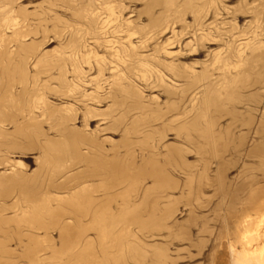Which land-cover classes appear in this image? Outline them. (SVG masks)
I'll list each match as a JSON object with an SVG mask.
<instances>
[{
    "label": "bare ground",
    "instance_id": "1",
    "mask_svg": "<svg viewBox=\"0 0 264 264\" xmlns=\"http://www.w3.org/2000/svg\"><path fill=\"white\" fill-rule=\"evenodd\" d=\"M138 1L58 0L55 8L64 15L68 11L69 18L55 10L50 20L36 19L35 30L11 28L7 36L2 22L12 8L0 7V264H126L129 252L138 255L144 249L140 243L131 246L129 227L160 225L168 230L164 236L165 230L158 229L165 241L147 242L151 229L140 240L156 253L158 264H264V186L249 180L252 176L228 184L225 157L230 145H241L245 138L235 134V127L249 132L255 123L252 132L264 140V101L257 106V98L253 104L243 99L246 118L237 105L244 96L241 86L264 88V0H142L136 10ZM20 8L15 11L23 15ZM27 36L33 38L29 43ZM55 40L57 48L47 51ZM216 42L222 44L211 51L212 59L196 61L200 71L194 67L198 72L188 75L178 69L188 62L180 64L178 58L199 56ZM47 44L45 52L40 50ZM163 73L184 82L179 94L160 88L172 102L160 101L164 105L156 101L158 95H143L161 87L156 74ZM200 83L201 96L192 97L186 113L179 104L193 94L187 89ZM168 132L174 133L172 143L165 142ZM109 135H119V141ZM183 144L194 152L195 164L192 157L189 163L185 159L190 151ZM262 144H255L253 152L264 149ZM33 153L38 165L28 174L23 161ZM246 172L249 176L254 169ZM178 175L186 179V185L179 179L178 197L196 201L191 207L181 202L191 216L203 207L205 191L220 196L214 203L216 196L213 200L207 193L221 220L215 217V228L202 222L195 233L202 239L194 241L190 222L187 229L177 228L180 232L177 217L170 222L184 211L172 195L179 188ZM165 221L168 225H162ZM154 230L153 236L159 232ZM171 236L181 242L173 247L174 257L166 240ZM135 258L131 261L138 264L148 260Z\"/></svg>",
    "mask_w": 264,
    "mask_h": 264
},
{
    "label": "rangeland",
    "instance_id": "2",
    "mask_svg": "<svg viewBox=\"0 0 264 264\" xmlns=\"http://www.w3.org/2000/svg\"><path fill=\"white\" fill-rule=\"evenodd\" d=\"M50 1H51V0H14V1H13V0H0V7H2L1 9H3V8H4V9H8V7H9V9L12 8V13H9V14H8V19H6V20H4V22H2V24H4V26H3V33L6 34V35H4V36H7V34H8L9 32L12 33L14 30H15V31H16V30H19V28H20V27L22 28L23 26H25V28L23 27V30L25 29L26 31L32 30V29H33L32 27L35 26V27H34V30H35L36 27H38V26L36 25V24H37L36 19H37V20H42V19L45 17L46 19H45V18H44V19L47 21L49 18L51 19V16L54 15V14L52 15V13H58L59 11H61V13H58V14H62V13H64V10H59V9L55 8V6H56L55 4L57 3L58 0H53L54 2H53V1L50 2ZM60 1H61V0H59V3H61ZM140 1H141V2H140ZM47 3H48V4H47ZM52 3H53V4H52ZM59 3H57V5H58ZM136 3H137V2H136ZM138 3H141V4H135V5L133 4L134 7H136V10H138V9H142L141 7L143 6V1H142V0H139ZM4 4H5L6 6H4ZM18 5H19V7H21L20 9H22V10L24 11V14H23V15H20V14H18V13L15 11L16 9L18 10V8H19ZM44 5H45V6L47 5V7H45ZM53 5H54V7H53ZM14 6H15V8H14ZM24 6H25V9H23ZM41 6H43V7H41ZM10 7H11V8H10ZM34 7H35V8L37 7V8H36L37 10H38V7H39V10H38V11L36 10V12L39 13V15H37L38 13H36V17H37V18L35 17V11H33V10L35 9ZM41 8H44V9L47 8V9H45V12H43L44 9H43V11H42V10L40 11ZM54 8H55V9H54ZM26 9H27V10H26ZM52 9H53V10H52ZM49 10H50V11H49ZM51 10H52V11L58 10V12H56V11H55V12H51ZM2 11H3V10H2ZM28 11H31V12L33 13V17H32V15L29 16V15L32 14V13H30V12H28ZM13 12H14V13H13ZM67 12H68V11H65V13H66L65 15L62 14V15H64L63 17L67 16V18H69V16H68V15H69V14H68L69 12H68V13H67ZM50 13H51V14H50ZM15 14H16V15H15ZM28 14H29V15H28ZM43 14H44V15H43ZM45 14H46V15H45ZM28 16H29V17H28ZM46 16H47V17H46ZM13 17H14L15 19H14ZM16 17H17V18H16ZM25 17H28L29 19H30V17H32L31 19H33L34 17H35V18L33 19V22H32L31 20H29L28 18H25ZM48 17H49V18H48ZM186 17H187V16H186ZM47 18H48V19H47ZM26 19H28V20H27V23H26V21H25ZM50 19H49V20H50ZM9 20H10V21H9ZM11 20H13V21H15V22H13V21H11ZM18 20H19V21H18ZM20 20H21L22 22H21ZM34 20L36 21L35 25H33V24H34ZM142 20L144 21L143 18H142ZM187 20L189 21L190 19L187 17V18H186V21H187ZM24 21H25V22H24ZM29 21H31L33 24L31 23V25H29V24H30ZM238 21H239V20H238ZM23 22H24V23H23ZM28 22H29V23H28ZM242 22H243V21H240V23H239V22H238V23L241 24ZM21 23H22V25H21ZM49 23H50V22H48L49 27H48V25H47V27H48V28H51L52 25H51V23H50V24H49ZM16 24H17V25H16ZM27 24H28V26H30V27L26 26ZM32 25H33V26H32ZM50 25H51V27H50ZM8 26H9V27H8ZM5 27L7 28V30H6ZM8 28H9V29H8ZM11 28H14V30H12ZM27 28H31V29L28 30ZM4 30H5V31H4ZM8 30H9V32H8ZM10 30H12V32H11ZM21 30H22V29H21ZM25 30H24V31H25ZM10 33H9V34H10ZM9 34H8V35H9ZM52 34H53V33H49L48 36H50V35L53 36ZM167 36H168V34H167ZM29 37H30V36H27V37L24 38L25 40L23 39V40L25 41V43H29V42H31V41L33 40L32 36H31V37H30L31 40L29 41ZM37 37H38V39H39L40 35H39V34L36 35V39H37ZM50 38H51V37H50ZM27 39H28V42H27ZM34 39H35V38H34ZM38 39H37V40H38ZM159 39H160V38H159ZM159 39H158V41L161 40V39H160V40H159ZM156 41H157V40H156ZM158 41H157V42H158ZM54 44H55V45H54ZM215 44H216V45H215ZM218 44H219V45H218ZM220 44H222V43H218V42H216V43L213 44L214 46H213V45H210V46H213V48H212V47H208L207 49L205 48L206 50H208V49L210 50V49H211L210 52L207 51L208 53H206V50L203 49L204 53L202 52L201 54H199V56L196 55V57H195V56L193 55L194 57H193V56H187V58H186V57L178 58V62H179L180 64L183 63L184 61H185V62H187V61L189 62V63L187 62L188 64H187V63H183V65H181V67L178 68V69H180V71H184V72H185L186 74H188V75H191L192 72H198V71H200V68H197V67L199 66L197 62H199L200 60H201L200 62H204V61L207 60V59H208V60L212 59L211 56L214 54V52H211V51H214L215 48H216V50H219V49H220ZM49 45H50V47H48ZM49 45L47 44V45L43 46V48L41 47L40 50H43V52H45L44 49H48V48H49L47 51L50 50L49 52H51V51L54 50V48L57 46V44H56V40H55V43H51V44H49ZM47 47H48V48H47ZM53 47H54V48H53ZM214 47H215V48H214ZM221 47L224 48L223 46H221ZM56 48H57V47H56ZM51 49H52V50H51ZM213 49H214V50H213ZM47 51H46V52H47ZM173 51H174V50H173ZM205 53H206V54H205ZM210 53H213V54H210ZM160 55H161V53H160ZM205 55H206V56H205ZM207 55H208V57H207ZM163 57H164V55H163ZM166 57H167V56H165V58H166ZM155 58H156V56H155ZM155 58L152 57V58H150V60H151V61H154ZM184 58H185V59H184ZM156 59H158V58H156ZM161 59H162V57H161ZM167 59H168V58H167ZM180 59H181L182 61H181ZM189 59H190V60H189ZM168 60H169V59H168ZM176 60H177V59H176ZM176 60L173 62L174 64H178ZM183 60H184V61H183ZM194 60H195V61H194ZM197 60H198V61H197ZM32 61H33V60H32ZM32 61H31V63H32ZM196 61H197V62H196ZM165 62L167 63V62H169V61L165 60ZM175 62H176V63H175ZM191 62H192V63H191ZM200 62H199V63H200ZM194 63H195V64H194ZM196 63H197V64H196ZM180 64H178V65L180 66ZM186 64H187V65H186ZM193 64H194V65H193ZM192 65H193V68H192L191 71H190V67H191ZM185 66H186V67H185ZM182 67H184V68H182ZM194 67H195L198 71H197V70H193V69H195ZM199 67H200V66H199ZM183 69H184V70H183ZM188 70H189V71H188ZM190 72H191V73H190ZM166 73H167V72H166ZM166 73H163L162 76L159 75V74H156V75L159 77V79H160V80H159L160 82L157 81L156 84H157V85H160L161 87L158 88V87H154V86H152L153 88H152L151 90L144 91L145 93H144L143 95H146V97H148L149 95H150V96H157V95H158V96L156 97V98H157L156 101H157L158 103H159L160 101H163L164 103H167V104L172 103L171 101H169V102L166 101L167 98H165L166 96L162 93V91H161L160 88H164V89L167 88L168 90H169V88H170L171 91H173V92L179 94V93H181V91L183 90V87H184L183 83H184V82H183V83H182V82L180 83V81L176 80V78H175V80H176V81H175L174 79H171V77H170L168 74L166 75ZM217 73H218V72L215 71V74H217ZM164 74H165V75H164ZM156 75H153V76L150 78V82H152V83L155 82V79L157 78ZM155 77H156V78H155ZM152 78H153V79L155 78V79L153 80ZM165 78H167V79H165ZM213 78H214V77H213ZM167 80H168V81H167ZM169 80H170V81H169ZM169 82H170V83H169ZM171 82H172V83H171ZM176 82H177V83H176ZM174 84H175V85H174ZM157 85H156V86H157ZM181 85H182V86H181ZM199 85H200V86H199ZM199 85H195V86H193L194 89H193V87H192V88L189 87V89H187V90H189V91H186V93L189 92V93H193V94H189V93H188L189 96L186 95L187 97L185 96L183 102H181V103L179 104V105H180L179 107H180L181 109L184 107L183 110H184V111L187 110V111H185L186 113L189 112V111H188V108H189L188 106L192 107V104L195 102V100H193V99H194L195 97H196V99H197V98H199V97L201 96V93H202V91H203V85H202V83H200ZM175 86H176V87H175ZM243 87H244V86H241V87H240L241 91H244V92H245V91H248V93H246V92H245V93H244V92L242 93V92H241V93H242L241 95H242V96L244 95V96H243L244 98L240 95V93L238 94V95H240L239 97H242V98H241L240 100H239V98H238V104H237V103H236V104L239 105V108L237 107L239 110H238L237 108H236V109H237L239 112H241V111H242V112H243V111H244V112L247 111V110H245V109H246V106H245L244 104H246V103L244 102V100H245L246 98L249 99L248 96H250V95H251V96H250L251 99H250V100H247V99H246V102H248V101L251 102V100H253V101L251 102V103L253 104L255 98H257V99H256V100H257V106H260L261 103H262V101H264V88H262L261 90H257V89L254 90V87H250V88L247 87L246 89H245L246 86L244 87V89H243ZM157 88H158V89H157ZM180 88H181V89H180ZM251 88H252V92H251ZM190 89H191V91H190ZM192 89H193V90H192ZM197 89H198V91H197ZM199 89L202 90V91H200V93H199ZM238 89H239V88H238ZM238 89H237V92H238ZM242 89H243V90H242ZM162 90H163V89H162ZM151 91H153V92H151ZM254 91H255V92H254ZM256 91L259 92V93H257ZM157 92H158V93H157ZM197 92H198L199 94H197L198 96H197V95L195 96V94H196ZM253 92H254V93H253ZM262 92H263V93H262ZM156 93H157V94H156ZM186 93H185V94H186ZM251 93H252V94H251ZM255 93H256V95H255ZM162 94H163V95H162ZM248 94H249V95H248ZM260 94H261V95H260ZM254 95H255V96H254ZM259 95H260V96H259ZM150 96H149V97H150ZM194 96H195V97H194ZM252 96H253V98H252ZM192 97H194V98L192 99ZM254 97H255V98H254ZM159 98H160V99H159ZM164 98H165V99H164ZM189 98H190L191 100H193V101L189 100ZM173 99H174V98H173ZM173 99H170V100L173 101ZM243 99H244V100H243ZM259 99H261V100H259ZM164 100H165V101H164ZM188 100H189L191 103H188V102H189ZM258 100H259L260 102H259ZM242 101L244 102V104L242 103ZM53 102H54V101H53ZM55 102H56V101H55ZM57 102H58V101H57ZM192 102H193V103H192ZM58 103H59V102H58ZM164 103H161V102H160V104H162V105H164ZM240 103L243 104V105H241ZM186 104H187L188 106H187ZM190 104H191V105H190ZM182 106H183V107H182ZM243 106H245V107H243ZM179 107H178V108H179ZM185 107H186V108H185ZM180 108H179V110L182 112L183 110H181ZM242 108H243V109L245 108V109L243 110ZM257 108H258V107H257ZM189 109H191V108H189ZM184 111H183L182 113H185ZM191 112H192V111H191ZM242 112H241V114H243V116L245 115L244 118H246V115H247L246 113H247V112H245V114H244V112H243V113H242ZM253 112L255 113V114H254V115H255V116H254V117H255L254 119L257 121V119H258L259 117H257L256 114H257L258 112H257V111H253ZM256 112H257V113H256ZM188 114H189V113H188ZM188 114H184L183 116H186V115H188ZM171 116H172V115H170V117L168 116V119L173 118V116H172V117H171ZM179 117L181 118L182 116H179ZM256 118H257V119H256ZM222 121H223V123L226 122V121H224V119L221 120V122H222ZM256 121H255V122H256ZM256 123H257V122H256ZM75 125L79 126V124L77 123V121H76ZM238 125H239V124H238ZM238 125H237V126H238ZM252 127H253V128H252L249 132H248L245 128L242 130V127H238V128L235 127V129H236L237 132L235 131L234 128H232V129H234L236 135H239L238 133H240V134L245 135V138H244V140L241 142V145H238V144H232L233 146L230 145V148L232 147L233 149L231 148V149L229 150V153H227L226 156H225L226 158H227V156H228L227 160H228L229 163L227 162V167L230 165V166L228 167L229 170H227L228 172L226 173V174L228 175V176H227V178H228L227 180L229 181V182H228V181H227V182H228V184H230V185H231V183H232L233 186H235L236 184L241 183V182H243L244 180H248V179H244L245 177L248 178V177L252 176V177L249 178V180L252 179L253 182L258 181V185H260V186H264V185H263V184H264V174L262 173V171L264 170V159L261 161L262 157L264 158V156H263L264 149H261V150L259 151V153H260L261 155H260L258 152H257V153H254V152H253L254 145L257 144V143H259V144L261 143V144H262V142H263V144H264V140L262 139V142H260L261 138H260V140H259V138H258V140H257V138H256V137H260V136H259V135H256V134L253 133V132H255L254 130L256 129L257 124L254 123ZM239 128H240L241 130H240ZM239 130H240V131H239ZM252 131H253V132H252ZM251 132H252V135H251ZM168 133H169V134H167V136H168L167 138H168V139H165V142H166V143H167V142H168V143H170V142L172 143L173 140L175 141V139L173 138V137H174V133H173V132H172V133L168 132ZM172 134H173V137H172ZM52 135H53V133H52ZM170 135H171V136H170ZM253 135H254V136H253ZM250 136H251V137H250ZM255 136H256V137H255ZM109 137L112 138L113 141H119V135H117V136H116V135H115V136H110V135H109ZM171 137H172L173 139H172ZM253 137H255V139H256L257 141H255V139H252ZM112 139H111V140H112ZM169 139H170L171 141H170ZM169 141H170V142H169ZM174 141H173V142H174ZM253 141H254L255 143H253ZM258 141H259V142H258ZM263 144H262V145H263ZM183 145H184V144H183ZM236 145L239 146V148H241V149H243V150L237 148ZM234 146H235V147H234ZM243 146H244V147H243ZM183 147H185V150L187 151L188 146H185V145H184ZM242 147H243V148H242ZM190 148H191V146H189V149H190ZM235 149H236V150L238 149V150H239V153L237 152L238 150L236 151ZM233 150H234V151H233ZM240 150H241V152H240ZM189 151L192 153V155H191V153H190ZM187 152H189L188 154H190V155L187 154L188 157L186 156L185 159L187 160V158H188L189 161H187V162L189 163V162L192 161L191 159H194V158H195V156H194V152L192 151V149L188 150ZM234 152H235V153H234ZM236 152L239 154L238 156L236 155V154H237ZM240 153H242V155H241ZM228 154H229V155H228ZM233 154H235V155L232 156ZM249 154H250L251 156H249ZM256 154H257V155H256ZM37 155H38V154H37ZM259 155H260L261 158L258 157ZM34 156H35V158L37 157L35 153L30 154V155H29L30 158H28V160L25 159V160L23 161V162H25V163H24L25 166H26L25 170L27 169L28 172L26 171V173H28V174H30L31 172L33 173V171L37 169L36 166H37L38 164H36V166H35L34 163H38V161H37V159H36V160H33V159H34V158H33ZM193 156H194V157H193ZM191 157H192V158H191ZM233 157H234V158H233ZM31 158H33V159H31ZM190 158H191V159H190ZM230 159H231V161H230ZM35 161H36V162H35ZM231 162H232V163H231ZM191 163L195 164V159H194L193 162H191ZM191 163H190V164H191ZM259 165H261V167H259ZM258 167H259V169L262 168L261 171L258 169ZM230 168H231V169H230ZM255 168H257V169H256L257 171L255 170ZM253 169H254V172H255V171L257 172V173H256V172H255V173L252 172V173L254 174L255 177L253 176L252 173H250L251 171H253ZM247 170H248V172L250 173L249 176H248V173L246 172ZM1 171H2V170H1ZM229 172H230V173H229ZM244 172H246L245 175H244ZM258 172H259V173H258ZM255 174L258 175V176H256ZM246 175H247V176H246ZM261 175H262V176H261ZM244 176H245V177H244ZM260 176H261L262 178H260ZM178 177H179V175L175 177V178L178 179V182H177V180H176V183H178L177 186L179 187L178 189L174 190V191H176V192H174V193H176V195H175L173 192H171V190L168 191V192H171V194L173 193V194H172L173 197H176V198L180 195L179 192L182 190V188H181L180 185H181L182 183H183V185H186V183H185L186 181L184 182V179H185V178H183V176L181 177V175H180V178H178ZM241 177H242V178H241ZM253 178H254V179H253ZM256 178H257L258 180H257ZM259 178H260V179H259ZM179 179L182 181V183H181V181L179 182ZM229 179H230V180L232 179V181H230ZM239 179H240V182H238ZM243 179H244V180H243ZM185 180H186V179H185ZM241 180H243V181H241ZM254 180H255V181H254ZM259 180H260V181H259ZM236 181H237V183H235ZM262 181H263V182H262ZM233 182H234V183H233ZM261 183H262V184H261ZM183 185H182V186H183ZM167 186H169V184H168V185L166 184V185H165V188H166ZM192 186H193V184H192ZM231 186H232V185H231ZM183 187H184V186H183ZM167 190H168V189H167ZM186 191H188V187H187ZM207 191H208V190H207ZM207 191H205V192H206V193L204 194L205 196L203 195L202 200H200V202L202 201V206H203V207H202L199 211H197V212H193V213H195V214L197 213L198 216H197V215L195 216V214H193V216H191V215H192V212H187V211H186L187 208H189V207H188V206L185 207L183 204H185V205L187 204V205H189V206L191 207L192 204H193L192 202L195 201V200H194L195 198H194V196H192V197H187L188 195L186 196L187 198H185V197H184L185 194H184V195H182V196H183V198H185V199L188 201V203H186L185 200L182 198V199L184 200V202H183L182 199L179 198V197H181V196H179L178 198H179L181 201L178 200V204H179V205H177V207H178V209H180V210L184 209V211L182 210V214H181V213H177L178 216L175 214V217H174L175 219H176V217H177V219L179 220V222L177 221V219L174 220L173 218H172V220L170 221L171 224H172V222H176V221H177V222H176L177 224H178V223H179V225L181 224L179 227H178V226L175 227L176 230H177V228H180V230H181L182 227H183V228L186 227V229L188 228V226L191 227V228H189V229H190V233L192 234V238L194 239V241H195V240H198V239H202L201 237H203V236H201L200 234H198L197 237H198V236H201V237H199V238L195 237V236H196L195 233H197V229H198L199 226L202 225V222H204L203 224L205 225V221H208L206 225H210V224L212 223L210 226L215 228V227H217V226L219 225L220 220H221V217H220L221 214H220V216H219V215H218V214H219L218 211H216V212H218V213H216L215 211H214L215 213L212 212L213 206H215L214 203H217L216 200H218V198H217L218 194H217V196H216L215 193H214V191L211 190V189H209L208 192H207ZM185 193H186V192H185ZM187 193H188V192H187ZM187 193H186V194H187ZM207 193L210 194V195L213 194V195H212V198L209 197V195H208ZM177 194H178V195H177ZM188 194H189V193H188ZM189 196H191V194H189ZM214 196H216V199H215ZM205 197H206V198H205ZM207 197H209V198H211V199L214 198V199H215V200L213 199V200H214V203L212 204L211 202H213V201H211V200L208 199ZM218 197H219V199H220V196H218ZM203 198H205V199H203ZM190 200H191V205L189 204V203H190ZM206 200H208V201H206ZM209 200H210V201H209ZM205 201L211 203V205H210V206H211V210H210V208H208V207H210V206H209L210 203L208 204V203H206ZM218 201H219V200H218ZM179 202H180V203H179ZM181 202H182L183 204H181ZM195 202H196V201H195ZM195 202H194V203H195ZM203 202H204V203H203ZM206 204H207L208 207H207V206H204V205H206ZM180 205H181V206L183 205V206L181 207ZM179 207H181V208H179ZM185 208H186V209H185ZM205 208H206V209H205ZM207 208H208V209H207ZM202 209H203V210L205 209V210L203 211ZM196 210H197V209H196ZM196 210H195V211H196ZM207 210H208V212H206ZM201 211H202V212H201ZM186 212H187V213H186ZM198 212H200L201 214L198 213ZM203 212L208 213V215H207V214L205 215ZM209 212H210V213H209ZM211 212H212V213H211ZM189 213H190L191 215H190ZM213 213H214V214H213ZM220 213H221V212H220ZM183 214H184V215L186 214V215H185V216H182V217L179 216V215H183ZM215 214H216V215H215ZM189 215H190V218H192L191 221H190V218L188 217ZM200 215H201V217H202V216H206V217L201 218ZM211 215H213L214 217L211 216ZM208 216L211 217L210 219H212L213 222H212V220L209 219ZM217 216H219V217H218L219 219L217 218ZM178 217H179V218H178ZM185 217H187V218L185 219ZM193 217H195V219H193ZM199 217H200V218H199ZM212 217H213V218H212ZM215 217L217 218V221H218L219 223L216 221V218H215ZM188 218H189V219H188ZM198 218H199V219H198ZM214 218H215V219H214ZM187 219H188L189 221H188ZM202 219H203L204 221H203ZM208 219H209V220H208ZM169 220H170V219H169ZM173 220H174V221H173ZM180 220H181V221L184 220V222H183V221L181 222ZM185 220L188 221V222H185ZM192 220H193V221H192ZM199 220H200V221H199ZM201 220H202V221H201ZM210 221H211V222H210ZM168 222H169V221H168ZM170 222H169V224H170ZM189 222H190V224H189ZM191 222H192V223H191ZM200 222H201V223H200ZM162 223H164V224H162V225H165V223L168 225L167 221L162 222ZM186 223H188L189 225L186 224ZM193 223H194V224H193ZM197 223H199V224L197 225ZM217 223H218V224H217ZM185 224H186V225H185ZM191 224H192L193 226H192ZM216 224H217V225H216ZM182 225H183V226H182ZM187 225H188V226H187ZM196 225H197V226H196ZM131 226H132V225H131ZM195 226H196L197 228H196ZM135 227H136V226H134V227H129V229H130L131 232L128 233V235L130 234L128 237L132 236V240H131V238H129L130 241H131V246L134 247V246H137V245H136L137 243H140V247H141V248H144V249H143V252H141V253H139V254H141L142 257H143L144 254H145L146 256L144 257V259H143L142 257L140 258V257H138L139 254H138V255H134V254H136L137 252H135L134 254H132V253H133V251H132V252H129V254L127 255V256H129L130 259H127L125 263L127 264V263L129 262V264H138V263H136V262H134V261H133L134 263L131 261V260H134L135 257H136V258H135L136 260H138V258H139V261H138L139 263H142L143 260H147V259H148V260H147L148 262L145 261V264H146V263H147V264L152 263L151 261H157L156 264L160 263V262H159L160 260L158 261V256H157V257L154 256L156 253H155V252L153 253V250H152V252H151L150 248H148V247H147L142 241H140V240H141V239H144L145 237H147L146 239H148V238L150 237V238H149L150 240H148L147 242L150 241L149 243H155V242H157L156 240H160V242L162 243V241H165V239H164L163 237L166 236V235L168 234V232L166 233V231H168V230H167V229L165 230V228L161 227V225H160L159 228L154 227L157 231H159L158 229H161V228H162L161 231L164 232L163 230H165V234L160 233L161 231H159V232H158V233H160L159 235H158V233H157L156 235L153 236V235L150 233V232H152V233L154 234V233L156 232V231L154 230L153 227H151V228H150V227H147V229H146L145 227H142L141 229H143V230H140V227H139V226H138L139 229H138V227H136V228H135ZM132 228H133V229H132ZM172 228H174V227H172ZM192 228H193V229H192ZM195 228H196V229H195ZM131 229H132V230H131ZM144 229H145V230H144ZM150 229H151L152 231H150ZM139 230H140V231H139ZM147 230H148V232L150 231V232L148 233V234H150L149 236H146V235H148V234H146V233H147ZM171 230H172V229H171ZM180 230L178 229L177 231L180 232ZM191 230H193V231L191 232ZM133 231H134V232H133ZM143 231H144V232H143ZM177 231L174 230V232H176V233H175V236L179 239V236H177V234H178L179 232L177 233ZM128 232H129V231H128ZM145 232H146V233H145ZM172 232H173V231H172ZM54 233H55V232H54ZM131 233H132V234H131ZM145 234H146V235H145ZM161 234H163L164 236L161 235ZM172 234H173V233H172ZM172 234H171V235H172ZM144 235H145V237H144ZM135 236H136V237H135ZM151 236H152V238H153L154 240H155V239H156V240L154 241V240L151 238ZM157 236H158L159 238H158ZM193 236H194V237H193ZM160 237H161V238H160ZM173 237H174V236H173ZM173 237H172V236L169 237L171 241H172V239H173V242H172L173 245H172V247H169V246H171V244H170L171 241H168L169 239H166V240H167V243L170 242L169 245H168V248H170V249H169L170 254H171L172 250H173L174 248H177L178 245L181 243L180 241L178 242V239H177L176 237H175L176 239H174ZM204 237H205V236H204ZM157 238H158V239H157ZM162 238H163V240H162ZM171 238H172V239H171ZM196 238H197V239H196ZM129 239H128V240H129ZM205 239H206V237H205ZM135 240H136V241H135ZM152 240H153L154 242H153ZM175 240L177 241V243H176ZM179 240H180V239H179ZM130 241H129V242H130ZM151 241H152V242H151ZM174 241H175V242H174ZM158 242H159V241H158ZM141 243H142V244H141ZM132 244H133L134 246H133ZM208 244H209V243H208ZM174 245H176V246H174ZM145 246H146V247H145ZM173 247H174V248H173ZM145 249H148V250H145ZM193 250H196L195 253L197 252V249H193ZM144 251H145V252H144ZM149 252H151V254H150ZM130 253H131V254H130ZM147 253L149 254V257L147 256V255H148ZM153 254H154V255H153ZM131 255H134V256L132 257ZM172 255H173V253L171 254V257H174L175 253H174L173 256H172ZM130 256H131V257H130ZM145 258H146V259H145ZM140 259H141L142 262H140ZM142 259H143V260H142ZM150 259H151V261H150ZM128 260H129V261H128ZM199 261H201V264H204V261H203V260H199ZM154 263H155V262H154ZM154 263H153V264H154ZM142 264H143V263H142ZM222 264H223V263H222Z\"/></svg>",
    "mask_w": 264,
    "mask_h": 264
}]
</instances>
